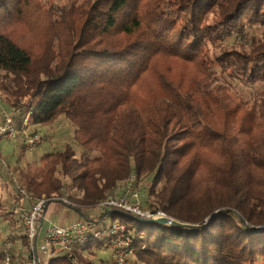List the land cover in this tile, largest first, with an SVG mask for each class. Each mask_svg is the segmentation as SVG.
Masks as SVG:
<instances>
[{"label":"trees","instance_id":"obj_1","mask_svg":"<svg viewBox=\"0 0 264 264\" xmlns=\"http://www.w3.org/2000/svg\"><path fill=\"white\" fill-rule=\"evenodd\" d=\"M235 33L248 46H225ZM0 98L31 109L34 126H75L82 154L66 143L14 168L36 197L67 191L90 219L82 207L147 176L151 206L194 225L96 215L122 218L137 261L264 264V0H0ZM102 245L47 264H94Z\"/></svg>","mask_w":264,"mask_h":264},{"label":"built area","instance_id":"obj_2","mask_svg":"<svg viewBox=\"0 0 264 264\" xmlns=\"http://www.w3.org/2000/svg\"><path fill=\"white\" fill-rule=\"evenodd\" d=\"M31 114L32 111L29 108L17 110L6 108L0 98V175L8 181L16 195L25 201V204L18 208V221L22 225L26 240L25 245L21 243V240H18L16 245L12 240H6L0 264H47L51 257L59 253L85 249L92 240L103 242V246L109 248L107 264H128L134 256L133 237L121 221L110 220L101 224L104 217L96 221L79 216L64 225L48 221L42 233L39 234V226L49 203L59 201L71 208L80 206L71 202L65 195L36 197L27 191L2 153L1 142L20 143L28 149H33L43 142V135L34 129ZM94 207L101 210L121 209L141 219L165 217L169 221L174 220L163 210L153 208L146 201L139 181L133 174L118 182ZM69 261L80 264L72 255H69Z\"/></svg>","mask_w":264,"mask_h":264},{"label":"rangeland","instance_id":"obj_3","mask_svg":"<svg viewBox=\"0 0 264 264\" xmlns=\"http://www.w3.org/2000/svg\"><path fill=\"white\" fill-rule=\"evenodd\" d=\"M72 1L74 0H39V2H42L43 7L49 6L50 4L69 6L72 3ZM261 31L262 28L259 27H253L251 29L245 30V32H247V34L249 35L259 34V32ZM223 43L225 44V46H230L231 44H234L235 46H239L240 44H243L244 46H248L249 40L242 38L240 39L235 33L232 34L231 36L225 37ZM257 87L258 85L255 86V88ZM235 89L238 92V94H242L243 96L246 97L249 96L253 91V87L250 88V87L236 86ZM34 129L43 135V142L37 145L36 147H34L33 149L22 147V145L19 144H6L4 142H1L2 153L7 158V160L9 161V163L13 168H26L27 166H31V165L35 166L39 164L40 157L43 154L62 149L66 143H71L74 146L77 156H79L83 152V149L80 148V146H78L74 140L73 135H74L75 126L63 116L58 117L52 124L45 126H35ZM149 180L150 178L147 176L142 177L139 181V186L141 187L142 191L145 194L146 201H148L151 205V197L148 195ZM70 192L71 194H73V196H75L77 193L76 190L74 189L71 190ZM63 195L68 197V192L64 191ZM69 199L71 200V202H74L73 199L71 198ZM24 204L25 201L23 200V198L16 195L12 186L3 176L0 175V250L4 248V242L6 240H11L10 237L16 238V241L13 242L15 245L17 244V241L20 240L19 236L23 234V228L20 222L18 221V208ZM51 204H52L51 206L53 207L63 205L59 201L52 202ZM71 209H72L71 211L73 212L74 209L73 208ZM90 209L96 210L97 211L96 215L101 214L103 211L101 209L95 208L94 206L82 207V210L83 212L85 211V213L88 212V210ZM125 213L130 214L127 212ZM58 215H60V212ZM96 215L91 216L90 214H88V217L90 216L89 217L90 219L87 220H96V221L100 220L97 219V217H95ZM104 218L105 219L101 221V224H105L106 222L112 219L110 213L106 214ZM115 219L120 221V219L122 218L120 216H117L115 217ZM138 219L139 221L136 219L134 220V222L132 221V225L135 228H144V229L150 228L151 224L141 222L140 221L141 218ZM121 222L124 223L123 221ZM126 223H130V222L126 221ZM166 225L171 226L168 224ZM86 251H87L86 249H82L84 255H86ZM94 252L95 255L91 256L92 260L94 261V264H107L110 253L108 247L102 245L99 248H95ZM128 264H143V263L137 261L136 258L133 256Z\"/></svg>","mask_w":264,"mask_h":264},{"label":"crops","instance_id":"obj_4","mask_svg":"<svg viewBox=\"0 0 264 264\" xmlns=\"http://www.w3.org/2000/svg\"><path fill=\"white\" fill-rule=\"evenodd\" d=\"M51 205L52 204L49 203L46 207L44 219L42 220L41 226H39V228H40L39 234L42 233V230L48 221H53V222H56L58 224L64 225L66 223L73 221L74 219L78 218L79 216L80 217L82 216V214L79 213L74 208H73L74 210L72 212L71 211L72 209L69 206L59 205V206L53 207ZM50 207H52V208H50ZM67 209H69V210H67ZM58 211L60 212V215H58L59 214ZM82 213H84L85 215L90 214L91 216H94V215H96L97 211L90 209V210H88V212L85 213V211L83 212V210H82Z\"/></svg>","mask_w":264,"mask_h":264},{"label":"water","instance_id":"obj_5","mask_svg":"<svg viewBox=\"0 0 264 264\" xmlns=\"http://www.w3.org/2000/svg\"><path fill=\"white\" fill-rule=\"evenodd\" d=\"M141 222L148 223V224H161V225H171V226H180V227H186V228H191L194 225L193 224H187V223H182L178 220H168L167 218H159V219H140Z\"/></svg>","mask_w":264,"mask_h":264}]
</instances>
